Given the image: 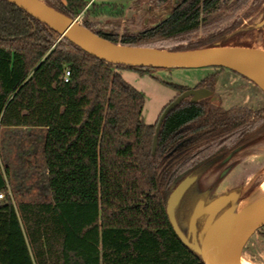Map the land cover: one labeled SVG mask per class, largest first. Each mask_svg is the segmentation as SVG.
Wrapping results in <instances>:
<instances>
[{
	"label": "trees",
	"instance_id": "16d2710c",
	"mask_svg": "<svg viewBox=\"0 0 264 264\" xmlns=\"http://www.w3.org/2000/svg\"><path fill=\"white\" fill-rule=\"evenodd\" d=\"M43 1L72 19L83 11L81 24L114 43L169 50L254 46L247 38L253 26L240 24L256 13L264 17V0H150L161 16L118 35L87 19L111 3ZM258 31L264 48V24ZM165 41L172 45L163 47ZM121 67L154 68L96 58L0 0V128L45 129L50 192L41 200H14L8 167L0 164V264H206L175 233L167 199L183 178L196 177L175 207L183 230L179 209L187 194L237 152L216 150L264 139V106L185 98L163 120L152 154L158 119L144 121V95L122 77ZM213 68L195 87L214 91L223 67ZM168 85L175 96L189 88Z\"/></svg>",
	"mask_w": 264,
	"mask_h": 264
},
{
	"label": "rangeland",
	"instance_id": "374dc122",
	"mask_svg": "<svg viewBox=\"0 0 264 264\" xmlns=\"http://www.w3.org/2000/svg\"><path fill=\"white\" fill-rule=\"evenodd\" d=\"M101 1L96 0V3L111 4L110 6L104 5L100 10L92 11L87 19L92 23L93 28L105 32H115L118 35L124 33L126 28L131 31L142 29L149 25V21L159 18L162 13L156 8L150 9L153 7L150 0ZM112 4L113 6H111ZM83 15L82 11L80 16L76 17L79 22ZM263 23L262 13H256L244 19L240 24V26L245 24L253 26V30L248 33L247 38L252 40L254 46L261 48L263 45L258 27ZM161 45L165 47L172 45V42L165 41ZM214 70L215 68L210 66L150 68L147 70L148 72H139L125 67L119 68L122 77L143 93V119L148 124L156 122L161 109L177 93L168 85V82L193 88ZM214 95L224 107L236 104H245L252 108L264 106V91L244 74L228 68L219 69L214 85ZM44 137L45 129L41 127L2 126L0 128V164L2 167H8L9 174H6V178L10 184L9 193L16 201L41 200L50 196L43 153ZM252 148V151L237 153L233 159H237L239 162L224 175L220 184L211 189V193L214 195L232 190L234 187L240 189L238 196L230 201V207L227 210L228 215L231 216L230 228L240 226L258 207L257 204L250 202V199L252 193L258 190L264 181V139L254 144ZM219 174L220 170L209 171L195 183L193 189L184 199L181 212L179 209V216L182 212L183 216L186 207L189 210L192 208L199 193L210 190L213 181L219 177ZM189 210L187 209V211ZM188 220L189 216L187 220L185 216L186 224ZM180 222L182 223L181 217ZM181 226L184 230L185 227ZM200 236L189 239L190 247L202 257L206 264H209L208 237ZM246 260L252 264H264V234L254 240Z\"/></svg>",
	"mask_w": 264,
	"mask_h": 264
},
{
	"label": "water",
	"instance_id": "95a60500",
	"mask_svg": "<svg viewBox=\"0 0 264 264\" xmlns=\"http://www.w3.org/2000/svg\"><path fill=\"white\" fill-rule=\"evenodd\" d=\"M5 1L25 10L57 31L60 37H66L87 53L106 62L154 68L219 66L244 74L264 91V82L250 72L251 68L264 64V48L257 46H213L189 50H169L123 45L99 36L76 19H72L47 5L43 0ZM206 97H210L211 100L217 99L213 90L206 87H193L181 92L165 105L155 126L152 154L155 153L161 124L169 112L185 98H189L191 102H196ZM195 179V176L183 178L171 191L166 205V213L175 233L189 247V234H185L179 227L174 210ZM234 198L235 192H231L218 196L206 205H203V201L200 200L195 205L189 219V229L193 235L196 219L202 211L209 212L212 218L217 210ZM227 219L228 216L214 229L209 230L207 234L210 253L209 264H244L254 240L264 233V207L254 215L241 233H238L239 226L230 228L227 225Z\"/></svg>",
	"mask_w": 264,
	"mask_h": 264
},
{
	"label": "flooded vegetation",
	"instance_id": "af4514ba",
	"mask_svg": "<svg viewBox=\"0 0 264 264\" xmlns=\"http://www.w3.org/2000/svg\"><path fill=\"white\" fill-rule=\"evenodd\" d=\"M156 19V18H155ZM152 21H155L154 19ZM149 21V24L152 22ZM264 24V23H263ZM262 24V25H263ZM259 32V31H258ZM260 33V32H259ZM252 146L250 147H241V148H234L232 150H225V149H217L216 151H237L235 154L228 156L225 158L226 164L222 167V169H220V174L219 177L213 181L212 183V187L210 188V190L205 191V192H201L198 195L197 200L195 201L194 205L191 208L190 214H189V219H190V215L191 212L193 211L195 205L201 200L203 201V205L208 204L209 202H211L212 200H214L215 198H217L220 195L223 194H229L231 192H235V197L238 196L240 189L238 187H234L232 190H227L224 193H221L219 195H214L211 193V189L215 188L218 184H220L221 179L224 177V175H226L239 161H237V159H233L234 156L239 153L240 151H252ZM218 170V169H217ZM217 170H210V171H217ZM196 193V192H195ZM232 200V199H231ZM230 200V201H231ZM230 201L227 202V204L225 206H223L221 209L217 210L215 212V214L213 215V217L211 218V214L209 212L206 211H202L199 216L196 219L195 222V233L193 235V233L190 231L189 229V220L187 221V224L185 223V216L187 214V209L189 210V208L186 207V209L184 210V214L183 216L181 215L182 213H180L181 219H182V223L181 225H183L185 228V233L188 235L189 234V238H199L201 237L200 235H203V237H206L209 230L214 229L218 224H220L221 222H223V220L228 216L227 219V225H229L230 220H231V216L228 215L227 210L229 209V205H230ZM182 209V207H181ZM180 209V212H181ZM209 221V224L207 225ZM230 229V228H229ZM264 233H262L261 235H263Z\"/></svg>",
	"mask_w": 264,
	"mask_h": 264
},
{
	"label": "bare ground",
	"instance_id": "6f19581e",
	"mask_svg": "<svg viewBox=\"0 0 264 264\" xmlns=\"http://www.w3.org/2000/svg\"><path fill=\"white\" fill-rule=\"evenodd\" d=\"M250 72L259 80L264 82V64L257 65L253 68H251ZM250 202L257 204L258 207L255 209L252 214L249 216V218H246L239 226L238 233H241L247 225L250 223V221L253 219L254 215L261 210L264 207V181L261 183V186L258 190L252 193ZM244 264H252L249 261H245Z\"/></svg>",
	"mask_w": 264,
	"mask_h": 264
},
{
	"label": "built area",
	"instance_id": "2783aa9c",
	"mask_svg": "<svg viewBox=\"0 0 264 264\" xmlns=\"http://www.w3.org/2000/svg\"><path fill=\"white\" fill-rule=\"evenodd\" d=\"M91 1H92V0H91ZM78 16H80V14H79ZM75 19L77 20V18H75ZM77 21H78V20H77ZM68 77H69V71L66 70V71H65V74H64V76H63V80H64V81H68ZM4 195H5L4 192L0 191V199L3 198Z\"/></svg>",
	"mask_w": 264,
	"mask_h": 264
},
{
	"label": "crops",
	"instance_id": "0c3cea01",
	"mask_svg": "<svg viewBox=\"0 0 264 264\" xmlns=\"http://www.w3.org/2000/svg\"><path fill=\"white\" fill-rule=\"evenodd\" d=\"M63 1H64V0H63ZM95 1H96V0H95ZM102 1H105V2L107 1V2H109V0H102ZM102 1H101V2H102ZM90 2H91V0H89L88 4H89Z\"/></svg>",
	"mask_w": 264,
	"mask_h": 264
}]
</instances>
